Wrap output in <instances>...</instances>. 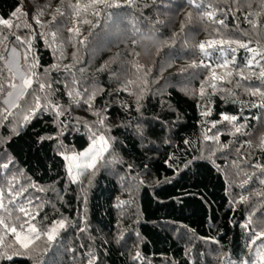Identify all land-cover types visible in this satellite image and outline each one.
Segmentation results:
<instances>
[{"label":"snow or ice","instance_id":"1","mask_svg":"<svg viewBox=\"0 0 264 264\" xmlns=\"http://www.w3.org/2000/svg\"><path fill=\"white\" fill-rule=\"evenodd\" d=\"M128 9H134L138 16L126 15L124 10ZM181 13L179 31L172 32L167 39L161 38L159 26L170 21L160 17H172L174 22ZM238 14L250 26L241 33L247 39L221 34L227 17L231 15L239 22ZM102 19L129 45L119 70H110L109 62L96 69L98 73L109 71L107 84L86 77V67L77 68L81 63V46L87 49L95 35L91 31L85 35L80 23L95 28L99 27L95 22ZM136 19L146 23L138 26ZM207 22L216 27L207 38L190 43L185 29L195 31ZM62 31L67 34L63 38ZM178 38H182L184 46L178 54L191 57L180 68V74L189 69L203 70L190 73L192 79L200 80L198 88L192 87L190 81L169 85L197 102L201 134L195 144L182 135L185 128L181 112L173 105L171 94L162 90L154 94L148 87L155 57L165 46L175 49ZM254 41L255 46H250ZM65 43L75 49L72 64H41V44L54 59H67L62 51ZM241 49L250 54L242 65L237 63ZM0 62L7 66V72L0 71V96L5 97L0 128L8 129L6 134H0V264L16 259L43 264L41 257L69 229L75 231L79 248L86 250L82 264H106L113 248L130 264H154L142 250L147 241L139 230L149 221L142 218L139 210L129 214L126 209L137 202L134 193L143 189H151L159 204L165 203L160 199L161 193L177 204L191 197L207 204L203 194L187 190L201 162L217 172L235 167L236 175L242 176L238 184L228 183L225 195L233 214L238 206L247 208L241 221H229L245 235L246 243L243 254L230 253L224 249L220 233L197 235L186 224L172 227L176 243L184 245L185 264H207L205 257L210 253L217 264H264V161L255 160L253 153L256 149L264 154V135L255 143L246 138L250 136L249 120L264 119V0H218L216 5L205 4L204 0H17L6 15H0ZM53 72L58 75L53 76ZM253 80L259 83L253 84ZM239 89L254 98L246 103L260 110V114L245 116L243 107L239 113L216 111L217 97L221 102L245 103L237 101ZM157 95L159 98L153 103ZM78 110L87 116H77ZM37 125L44 127L37 131ZM26 129L34 133V137H29L30 150L36 149L37 163L43 166L51 183L33 179L24 167L26 162L13 149V139ZM77 134L86 139V146L77 148L69 139ZM224 136L231 139L224 141ZM233 153L235 158L229 163ZM46 160L52 163H45ZM219 160L225 163H218ZM156 165L160 167L154 170ZM37 170L31 169L33 175ZM102 174L117 185L118 194L109 198L117 219L114 230L95 248L88 204ZM254 178L261 187H248ZM73 184L77 185V202L82 206L76 217L59 213L58 218L49 220L44 209L51 207L59 212L56 204L65 203L64 196ZM168 186L180 187L182 193L173 194ZM237 188L239 191H235ZM125 195L128 199H122ZM213 219L209 217L210 221ZM152 223L168 229L175 221ZM210 226L218 228L214 223ZM80 234H86L87 245ZM197 241L215 247L201 252ZM66 250L77 252L76 247L66 246ZM155 264L179 262L162 255Z\"/></svg>","mask_w":264,"mask_h":264},{"label":"trees","instance_id":"2","mask_svg":"<svg viewBox=\"0 0 264 264\" xmlns=\"http://www.w3.org/2000/svg\"><path fill=\"white\" fill-rule=\"evenodd\" d=\"M17 2V0H0V15H6L11 7ZM59 0H54V3H58ZM205 4L212 3L216 5L218 0H204ZM255 7V5H254ZM126 15L138 16L134 9L124 10ZM240 15V20H234L231 15L226 19V27L221 28V34L225 37L233 36L241 39H247L243 37L241 33L244 30L249 29V25L243 20L242 14ZM222 14L218 13V18H221ZM163 20L170 21L164 25H160L161 38L167 39L172 32L179 31L180 20L183 19V13L176 16L174 22L172 17L161 16ZM95 23L99 24V27H91L90 25L80 23L81 31L88 35L91 31L95 35L91 38V43L87 49L81 46L80 60L81 63L77 64V68L86 67L84 75L89 78H95L102 84L110 83L109 71L97 72L96 69L105 62H109L110 70H119L121 67V60L125 58V53L129 45L126 43L124 37L120 34L115 33L109 29V25L105 20H99ZM138 26L144 25L146 22L141 19H136ZM71 26V25H69ZM216 25L211 22H207L203 27L197 26L196 30L185 29L188 33V39L190 43H198L199 41L208 37L212 28ZM205 28L207 30H205ZM129 31L131 29L129 28ZM67 34L63 31L61 32V37H65ZM154 42H158L154 41ZM55 46V45H54ZM255 46V41L252 45ZM183 46L182 38H178L176 41V48H169L167 46L163 47L159 56L155 57V63L151 67L150 75L148 76V87L151 89L152 93H157V90H162L165 93H170V99L175 107L179 109L182 116V121L184 124L185 131L182 135L189 137L193 140L194 144L197 138L201 134L200 117L198 114V109L196 107V100L190 98V96L185 95L177 87H169V85H175L180 81H190L191 86L194 88L199 87L200 80L192 79L190 73L195 71L202 72L203 70L189 69L188 72L183 75L180 74V68L186 65V62L191 59L190 55H180L178 50ZM40 62L42 65L47 67L52 63L60 64H72V53L75 49L71 44L65 43L63 45L62 51L63 55L67 59H54L50 54V50H46L41 44L40 46ZM141 52L143 50L141 49ZM10 59V53L7 54ZM60 53H57L59 57ZM218 55V54H217ZM250 54L245 53L243 49L239 50L237 63L243 64L244 58ZM114 61V62H113ZM0 71L7 72V66L0 62ZM222 71V70H221ZM53 76L58 75L53 72ZM259 82L253 80V84H258ZM231 87V86H227ZM159 96H155L158 99ZM5 97L0 96V119H2L3 100ZM215 99V109L216 111H227L229 113H239L240 108H244L243 115L251 117L253 113L260 114V110L252 109L246 103L250 98L247 96L243 89L237 90V101L243 100L245 103L241 104L231 103L229 101L221 102L218 97ZM115 114V109L113 110ZM77 116L86 117L87 114L83 111L78 110L75 113ZM43 125H37V131L43 129ZM8 129L0 128V134H6ZM247 131L250 136L247 139H252L255 142L259 140L261 135H264V119L261 121L249 120ZM29 137H34V133L30 132L28 129L21 134L20 137H15L12 141V146L18 157L24 163V167L28 169V174L33 176V179H37L40 183H51V178L49 175H45L43 166L37 163L35 158L34 147L30 150L31 139ZM73 140L77 148L86 146L87 141L85 138L80 137L78 134L75 137H70ZM224 141L231 139V137H222ZM199 146V145H197ZM204 147H207L205 145ZM246 150V149H245ZM163 152V149L161 150ZM255 160L264 161V154L260 153L258 150L253 149ZM41 157L44 153H40ZM51 155V152H48ZM235 158V153L229 156L230 160ZM161 160H163V155H161ZM218 163H225L223 160L217 161ZM45 163H52L51 160H46ZM202 166L195 178L188 182V191L203 194L208 201L207 204L201 202L196 197L186 198L183 204H177L175 201L171 200L168 195L163 193L160 194V199L164 200L165 203L159 204L154 199L151 189H143L139 193H134L136 195V203L131 205L129 209H126L129 214L131 212L140 211L142 218L149 221V223H144L140 226V231L145 237L147 243L142 246V250L145 255L154 262L159 261L162 255L175 258L179 264H185V257L183 256V244L176 243V237L173 235L171 228L179 227L182 224L190 226L195 229L197 235H211L217 236L220 233L221 242L224 249L230 253L239 252L243 254L244 245L246 243V237L237 228H233L229 223L230 220L235 218L236 221H241L243 217L247 215V208L244 205L238 206L237 211L233 214L230 210V205L228 204V196L225 195V189L228 183L238 184L242 179V176H237L235 167H228L225 171L217 172L211 165H206L201 162ZM159 165L154 166V170ZM246 167V166H245ZM38 169L33 175L31 169ZM161 173L164 169L160 168ZM225 175L227 176V183L225 181ZM63 181H61V185ZM195 185V187H193ZM60 187V185H58ZM249 188H259L258 181L254 178L252 183L248 186ZM168 189L173 194H181L182 189L180 187L173 188L168 186ZM159 191V190H157ZM239 191V189H235ZM113 193H117V185L111 177H105L103 174L98 178V183L95 189L92 190L91 196L89 198V218L92 226V235L95 237V248H99L102 243L103 238H107L108 233L113 231L116 224L117 214L115 210L110 209L109 198L112 197ZM118 194V193H117ZM122 199H128L127 195L123 196ZM65 203L56 204L59 212H54L51 207H46L44 212L48 214L49 220L59 217V213H63L64 216L69 218H75L78 208L82 206L77 202V185H70L69 191L66 196H64ZM44 212L41 215H44ZM259 215V214H258ZM209 217H213V220H209ZM155 221L162 225L164 221H175L174 225H171L168 229H162L153 224ZM39 222V219L38 221ZM130 222V221H129ZM218 225V228L213 229L211 224ZM85 245L89 243L86 234H80ZM197 249L201 252L205 250H210L215 247L212 244H204L203 242L197 241ZM67 247H76L77 252L73 254L66 250ZM59 247V250H57ZM83 254V255H82ZM75 255V260L73 256ZM86 258V250L79 248V241L76 239V233L74 230L69 229L68 232L62 234L61 239L57 242V245L52 246L51 250L47 255L41 257L43 264H82V259ZM235 258V256L233 257ZM207 264H217L212 258L210 253L205 257ZM4 264H32L28 260L16 259L13 262H4ZM106 264H130V261L126 260L125 256L120 255L119 251L113 248L111 255L106 259Z\"/></svg>","mask_w":264,"mask_h":264},{"label":"crops","instance_id":"3","mask_svg":"<svg viewBox=\"0 0 264 264\" xmlns=\"http://www.w3.org/2000/svg\"><path fill=\"white\" fill-rule=\"evenodd\" d=\"M10 57H11V54H10Z\"/></svg>","mask_w":264,"mask_h":264},{"label":"rangeland","instance_id":"4","mask_svg":"<svg viewBox=\"0 0 264 264\" xmlns=\"http://www.w3.org/2000/svg\"><path fill=\"white\" fill-rule=\"evenodd\" d=\"M10 59H11V57H10Z\"/></svg>","mask_w":264,"mask_h":264}]
</instances>
